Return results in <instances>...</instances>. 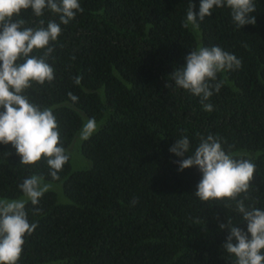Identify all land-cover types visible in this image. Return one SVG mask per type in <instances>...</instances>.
Wrapping results in <instances>:
<instances>
[{
    "label": "trees",
    "instance_id": "trees-1",
    "mask_svg": "<svg viewBox=\"0 0 264 264\" xmlns=\"http://www.w3.org/2000/svg\"><path fill=\"white\" fill-rule=\"evenodd\" d=\"M190 2L198 18L201 0H79L83 12L67 25L47 8L14 17L22 28L60 23L47 57L55 78L25 95L52 109L69 155L54 180L43 157L25 166L11 144H0V199H26L19 185L33 174L51 185L38 205L26 204L37 227L18 264H233L223 248L229 230L219 225L231 219L247 230L236 201L202 202L194 194L202 174L179 171L169 149L186 136L187 158L202 138H217L233 158L255 164L238 200L264 210V0H254L255 25L238 28L222 7L198 20V30L183 27ZM212 46L242 63L218 73L223 85L205 102L209 112L171 75L190 51ZM90 118L96 130L82 140Z\"/></svg>",
    "mask_w": 264,
    "mask_h": 264
},
{
    "label": "clouds",
    "instance_id": "clouds-1",
    "mask_svg": "<svg viewBox=\"0 0 264 264\" xmlns=\"http://www.w3.org/2000/svg\"><path fill=\"white\" fill-rule=\"evenodd\" d=\"M191 2L187 10L184 28L199 29V21L212 15L214 8L227 7L238 28L255 25L250 15L256 11L254 0H201L198 18ZM31 9L35 16L43 15L44 9L59 14L60 23L67 25L77 12H83L79 0H0V144H11L21 158L20 164L34 166L46 160L52 179H59L58 173L68 162L69 155L60 140L59 125L51 108H41L31 103L25 92L32 85L51 83L54 69L47 63L52 53L51 44L57 41L62 29L60 23L49 21L44 27L22 28V21L16 20L22 10ZM34 50H44L43 56L31 55ZM241 60L219 46L199 47L185 57V64L174 70L171 77L175 86L199 97L205 111L213 106L205 103L219 92L223 81L217 80L218 73L239 69ZM81 77L75 78L80 84ZM169 87L168 84L165 85ZM75 102L78 97L69 93ZM96 130L95 118L83 125L80 138L87 140ZM189 139L184 136L176 140L169 151L181 159L177 161L179 171L190 167L198 168L202 178L194 194L202 201H236V212L246 222L247 230L220 223V229L227 228L229 234L223 245L234 257L233 264H262L264 262V210L246 208L242 193H247L254 177L255 164L248 159H235L226 153L221 142L212 135L202 138L194 152L190 153ZM51 185L43 183V177L33 174L19 185L26 199H0V264H18L25 243L24 237L31 235L36 223H30L26 204L38 205L40 198ZM227 206V205H226ZM34 212L39 214L40 209ZM235 240V243L233 241Z\"/></svg>",
    "mask_w": 264,
    "mask_h": 264
}]
</instances>
